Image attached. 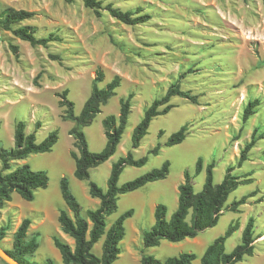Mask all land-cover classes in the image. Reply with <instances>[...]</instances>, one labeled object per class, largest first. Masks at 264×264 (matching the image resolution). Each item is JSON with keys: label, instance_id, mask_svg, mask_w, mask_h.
<instances>
[{"label": "rangeland", "instance_id": "obj_1", "mask_svg": "<svg viewBox=\"0 0 264 264\" xmlns=\"http://www.w3.org/2000/svg\"><path fill=\"white\" fill-rule=\"evenodd\" d=\"M104 10L98 16L85 6L84 0H0V12L5 8L25 10L35 16L20 24L37 28V37L55 34L61 41L48 47H32L0 30V148H12L20 121L27 124V133L36 131L37 141H44L51 132L59 131V141L52 152L33 154L19 165L29 164L32 170H46L49 185L36 191L34 201L19 194L0 208V231L5 238L0 245L7 251L14 248V236L23 221L30 219L28 240L37 239L38 248L31 262L64 264L54 238L59 236L74 246V240L60 226L59 215L67 205L60 183L67 177L73 194L83 208L97 209L100 200L90 196L89 184L95 182L103 190L113 164L132 152L136 159L148 154L158 143L163 145L158 156H150L143 167H127L120 177L123 185L170 161V174L165 180L149 183L134 192L121 195L118 210L108 217V229L122 214L134 210L126 223V235L120 244L121 254L114 264H141L143 256L165 261L190 252L197 255L192 264H201L207 249L224 235L233 223L239 229L227 240L231 253L241 244L243 231L250 218L255 219V251L237 264H264V139L250 152L249 160L236 168L238 175H251L252 183L233 192L226 207L248 197L238 212L225 210L218 225L201 232L196 238L179 243L163 240L160 246L145 248L143 235L155 224V209L159 204L168 208V218L178 208L179 186L185 173L193 176L196 192L202 191L207 166L215 162L214 182L220 184L229 166H237L240 152L259 129L264 136V0H98ZM108 5L134 17L149 16L141 24L128 25L114 18ZM18 47L15 53L11 46ZM56 56L57 58H53ZM104 73L105 88L120 77L116 95L102 107L93 123L84 129L89 149L102 151L107 144L103 127L105 118L119 116L121 100L133 94L128 125L114 156L91 169L90 180L75 177V161L71 156L75 127L63 117L61 98L68 90L69 100L80 114L90 98L97 71ZM180 81L181 88L196 98L173 97L175 106L151 124L148 135L138 149L132 148L135 128L146 109L163 98L169 88ZM261 104L247 122L243 113L249 101ZM40 122L41 128L36 129ZM188 125L189 135L176 146H164L169 137ZM165 134L159 138L160 131ZM199 158L204 160L202 173L196 175ZM103 239L94 247L102 254ZM0 264H6L0 258Z\"/></svg>", "mask_w": 264, "mask_h": 264}, {"label": "trees", "instance_id": "obj_2", "mask_svg": "<svg viewBox=\"0 0 264 264\" xmlns=\"http://www.w3.org/2000/svg\"><path fill=\"white\" fill-rule=\"evenodd\" d=\"M85 6L94 10L101 16L104 10L102 2L98 0H84ZM110 14L128 25H137L146 22L149 16L135 18L132 11L123 12L112 5L105 9ZM35 16V13L5 8L0 12V30L12 32L14 36L32 47H48L53 42L61 41L55 34L48 37H37V28L33 26H20L26 20ZM12 50L18 53V47L12 45ZM57 58L56 56H52ZM104 81V73L101 69L97 71L94 81V89L90 98L84 104L80 114L76 113L75 103L68 98V90L64 91L60 105L65 108L63 115L66 121L75 123L70 134L75 138L74 146L78 150L71 152L75 161V177L80 181L90 180L91 169L97 168L114 156L121 143L128 125L132 108L133 94L121 100V110L118 117L108 116L103 121L107 144L100 152H92L84 129L90 126L102 107L106 106L116 90L120 87L121 78L116 77L105 88H99L98 84ZM173 97H181L195 103L196 98L190 93L184 92L180 81L173 84L166 95L156 99L145 111L144 117L135 128L132 136V148L138 149L142 140L148 135L152 122L159 116L169 114L175 106L171 104ZM261 102L259 99L249 101L244 109L243 122H247L254 114ZM41 123L36 124V129L41 128ZM162 130L159 138L164 136ZM189 135L188 125L182 126L173 133L164 146L172 147L182 144ZM264 139L256 129L240 152L237 166H229L224 180L220 184L214 182V169L216 163H210L206 170V181L202 191L196 192L193 185V176L185 173L184 182L179 186L178 208L168 218V208L159 204L155 209V224L144 232L143 242L145 248L160 246L163 240L171 243H179L188 238H196L198 235L218 225L225 210L238 212L239 208L246 204L248 197L234 202L230 207L226 203L230 195L240 186L252 183L251 175H238L236 168H241L248 160L250 152L259 140ZM15 144L12 148H0V208L12 200L13 194H19L26 201H34L36 191L46 189L49 185V174L46 170L34 171L29 164L19 165L20 161L26 160L33 154L49 153L59 141V131L55 130L42 142H38L36 131L27 133V124L24 121L18 122L14 134ZM163 145L158 143L148 154L136 159L132 152L121 157L113 164L111 175L108 181V189L105 191L95 182H90V196L100 200L97 209L88 210L85 214L83 208L70 188L67 177L61 179L60 188L62 197L67 209H62L59 215V223L62 231L74 240V246L68 244L64 239L57 236L54 238L56 248L59 250L64 264H114L120 257V244L126 235V221L134 215V210H128L122 214L108 229V217L117 212L118 201L121 195L134 192L143 188L149 183L167 179L170 174L171 163L166 161L162 167L135 178L123 185H119L120 177L127 167H143L149 161L150 156H158ZM204 160L199 158L196 164V175L202 173ZM32 222L30 219L23 221L18 232L14 236V248L8 251L11 256L22 264H38L30 261V257L36 252L38 242L36 238L28 240V231ZM239 229L238 223L230 225L226 233L218 237L210 244L202 259L201 264H237L247 256H253L255 251V219L250 218L242 234V242L234 251L227 253V240ZM5 238V230L0 231V242ZM103 239L102 254L99 256L94 252V247ZM197 259L195 253L185 252L179 256L170 257L165 261L156 259L153 256H143L141 264H192ZM46 264H55L49 260Z\"/></svg>", "mask_w": 264, "mask_h": 264}, {"label": "water", "instance_id": "obj_3", "mask_svg": "<svg viewBox=\"0 0 264 264\" xmlns=\"http://www.w3.org/2000/svg\"><path fill=\"white\" fill-rule=\"evenodd\" d=\"M14 1V0H10ZM0 258L6 263V264H22L16 259H14L11 254L5 250L1 245H0Z\"/></svg>", "mask_w": 264, "mask_h": 264}]
</instances>
